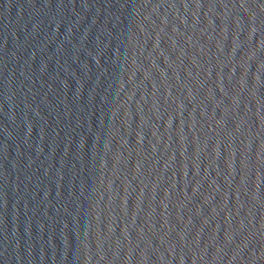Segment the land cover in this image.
Listing matches in <instances>:
<instances>
[{"label": "water", "instance_id": "obj_1", "mask_svg": "<svg viewBox=\"0 0 264 264\" xmlns=\"http://www.w3.org/2000/svg\"><path fill=\"white\" fill-rule=\"evenodd\" d=\"M0 264H264V0H0Z\"/></svg>", "mask_w": 264, "mask_h": 264}]
</instances>
